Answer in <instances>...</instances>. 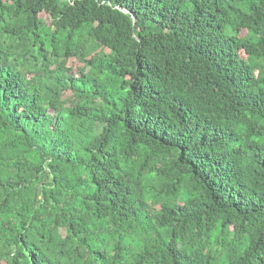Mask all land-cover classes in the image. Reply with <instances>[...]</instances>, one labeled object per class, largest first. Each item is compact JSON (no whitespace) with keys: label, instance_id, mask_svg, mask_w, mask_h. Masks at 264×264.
Instances as JSON below:
<instances>
[{"label":"trees","instance_id":"obj_1","mask_svg":"<svg viewBox=\"0 0 264 264\" xmlns=\"http://www.w3.org/2000/svg\"><path fill=\"white\" fill-rule=\"evenodd\" d=\"M1 262L264 264V0H0Z\"/></svg>","mask_w":264,"mask_h":264},{"label":"rangeland","instance_id":"obj_2","mask_svg":"<svg viewBox=\"0 0 264 264\" xmlns=\"http://www.w3.org/2000/svg\"><path fill=\"white\" fill-rule=\"evenodd\" d=\"M43 15H45V14H43ZM45 17H47V16L45 15ZM0 264H5V262H1Z\"/></svg>","mask_w":264,"mask_h":264},{"label":"water","instance_id":"obj_3","mask_svg":"<svg viewBox=\"0 0 264 264\" xmlns=\"http://www.w3.org/2000/svg\"><path fill=\"white\" fill-rule=\"evenodd\" d=\"M135 20H136V18H135Z\"/></svg>","mask_w":264,"mask_h":264},{"label":"bare ground","instance_id":"obj_4","mask_svg":"<svg viewBox=\"0 0 264 264\" xmlns=\"http://www.w3.org/2000/svg\"><path fill=\"white\" fill-rule=\"evenodd\" d=\"M135 18V17H134Z\"/></svg>","mask_w":264,"mask_h":264}]
</instances>
